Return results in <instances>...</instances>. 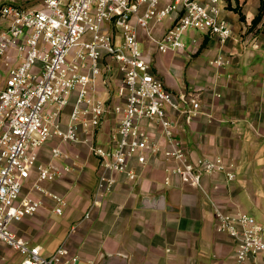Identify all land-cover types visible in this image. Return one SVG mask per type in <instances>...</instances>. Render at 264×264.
Returning <instances> with one entry per match:
<instances>
[{"label": "built area", "instance_id": "2783aa9c", "mask_svg": "<svg viewBox=\"0 0 264 264\" xmlns=\"http://www.w3.org/2000/svg\"><path fill=\"white\" fill-rule=\"evenodd\" d=\"M28 4L39 7H25L16 0L0 5V244L20 256L19 264H81L65 242L45 255L12 230L15 223L41 210L42 200L32 191L51 197L56 214L62 215L67 206L65 197L41 186L59 176L39 160V150L52 140L91 146L101 169L93 206L101 205L116 184L108 173L136 181L139 168L161 152L175 162L168 169L171 174L205 195V176L220 173L229 182L237 178L234 164L223 157L192 159L177 139L170 114L191 124L205 114L202 99L195 90L167 89L151 57L153 52H184L189 30L214 38L221 46L234 39L224 15L225 0H33ZM190 43L196 45L198 40ZM252 47L261 48L256 41ZM225 64L222 56L211 62L217 69ZM100 92L107 98L96 97ZM109 121L113 125L107 141H99ZM63 154L59 146L51 149L52 157ZM33 173L37 181L25 193ZM212 206L215 229L233 243L234 264H264V219L227 210L215 201Z\"/></svg>", "mask_w": 264, "mask_h": 264}, {"label": "crops", "instance_id": "0c3cea01", "mask_svg": "<svg viewBox=\"0 0 264 264\" xmlns=\"http://www.w3.org/2000/svg\"><path fill=\"white\" fill-rule=\"evenodd\" d=\"M6 1L0 0V4ZM32 1L16 0L20 4ZM224 15L234 31V39L227 44L202 38L199 48L194 46L185 53L192 59L188 64L174 53L159 54L153 60L167 89H193L202 99L205 114L191 124L170 114L177 139L192 159L223 157L234 164L237 178L229 182L220 173L205 176V195L183 177L171 174L168 169L175 162L161 152L139 168L136 181L108 173L116 184L101 205L93 206L101 169L91 146L52 140L39 150V160L59 176L41 186L65 197L67 206L62 215L56 214L51 197L33 192L37 181L33 173L24 191L40 198L42 208L15 223L13 232L39 246L45 255L65 242L81 264H224V258L234 264L231 239L215 229L212 202L264 219V41L260 49H253L256 38L240 36L238 15L230 11ZM205 39L207 44L202 47ZM210 48L216 49V57L224 58V67H213V60L199 62ZM99 96L107 98L104 92ZM112 125L111 121L105 124L99 141H107ZM56 146L64 152L61 157L51 155ZM86 214L89 218L84 219ZM20 261L16 252L0 244V264Z\"/></svg>", "mask_w": 264, "mask_h": 264}, {"label": "rangeland", "instance_id": "374dc122", "mask_svg": "<svg viewBox=\"0 0 264 264\" xmlns=\"http://www.w3.org/2000/svg\"><path fill=\"white\" fill-rule=\"evenodd\" d=\"M260 2L261 0H225L226 3V11L234 12L238 15V23L242 27V31H240V36L244 40H253L256 38V42L261 44L260 42L264 41V17L262 21L257 24L256 26H253V20L259 13L260 9ZM18 3V2H17ZM3 4V2L1 3ZM0 4V5H1ZM20 4V3H18ZM25 7H39V6H31V4L25 5ZM236 8L239 9L240 14L236 11ZM244 18V19H243ZM229 20V19H228ZM230 22V21H229ZM3 23V21L0 19V24ZM231 23V22H230ZM185 36L187 37V49L184 52L176 53L175 56L180 57L183 59L187 64L192 61L190 56H186L185 53H188L191 48L197 47L199 48L200 44L203 41V34L199 33L197 31L189 30L186 32ZM191 39H197L198 43L196 45H192L190 43ZM190 40V41H189ZM140 49H144V45H140ZM195 53V52H194ZM159 55L157 52H153L151 54L152 58H156V56ZM216 49L210 48L209 50H205L203 54L198 58L199 62L202 63H208L212 60L216 59L217 57ZM100 84V82H99ZM113 90L117 91V86L113 85ZM193 90V89H191ZM96 97H100L99 95H96ZM243 211V210H240ZM245 212V211H243ZM248 213V212H246ZM225 261L224 264H229L228 259L224 258Z\"/></svg>", "mask_w": 264, "mask_h": 264}, {"label": "trees", "instance_id": "16d2710c", "mask_svg": "<svg viewBox=\"0 0 264 264\" xmlns=\"http://www.w3.org/2000/svg\"><path fill=\"white\" fill-rule=\"evenodd\" d=\"M236 11L240 14V11L238 8H236ZM263 17H264V0H261L259 13L253 20V26H256L257 24H259L262 21ZM207 41H208L207 39L204 40L202 47H205V45L207 44Z\"/></svg>", "mask_w": 264, "mask_h": 264}]
</instances>
